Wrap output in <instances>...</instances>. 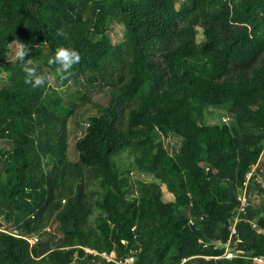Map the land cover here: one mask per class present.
I'll list each match as a JSON object with an SVG mask.
<instances>
[{"label": "trees", "instance_id": "1", "mask_svg": "<svg viewBox=\"0 0 264 264\" xmlns=\"http://www.w3.org/2000/svg\"><path fill=\"white\" fill-rule=\"evenodd\" d=\"M15 40L45 86L8 60ZM58 46L81 57L66 79L48 63ZM49 76L61 87L100 81L110 99L82 122L87 96L75 90L78 106L65 105ZM212 110L217 121L204 123ZM72 116L84 126L74 160ZM0 144V264H116L101 253L132 264L264 260V0H0ZM244 187L230 246L242 254L227 260L215 243L230 240Z\"/></svg>", "mask_w": 264, "mask_h": 264}, {"label": "rangeland", "instance_id": "2", "mask_svg": "<svg viewBox=\"0 0 264 264\" xmlns=\"http://www.w3.org/2000/svg\"><path fill=\"white\" fill-rule=\"evenodd\" d=\"M108 35L111 40L112 44H119L122 41V35H123V30L122 27L117 25V24H111L108 29ZM11 52L8 55V60H14L15 57L13 56V49H14V44L11 45ZM88 76V75H86ZM49 84L53 86L54 88L57 89V91L60 93V96L64 102V104H70L74 103L75 105L78 106L79 101L72 97V94L75 92V90H79L82 92L85 96H87V101L84 102L82 107H80L77 110V114H79L78 119L81 117L82 122L86 121V118L90 115H97L98 114V109L106 106L110 99V90L109 88L101 83L100 81L88 85L87 87H80V86H74V85H68L67 87H61L60 82H56L52 76H49ZM219 111H214L212 110V114L205 111L204 112V117H203V122L207 124H212L217 121L216 117L214 115H217ZM75 116V115H74ZM76 117V116H75ZM75 117H71L66 125V130H67V138H68V158L70 160L75 159V155L73 153V145L75 142V139L77 137H80L84 126L81 128H78L76 121L74 120ZM226 119V118H225ZM225 119L223 121H225ZM165 144H167V148L170 152V148L173 149V145L175 144V141L172 139H167L164 141ZM0 146H2L0 144ZM6 147V146H5ZM133 158L129 156L127 153H123L120 155L118 158H116V163L117 165H123L124 167L128 166L132 162ZM130 176L133 177H138L139 174L136 172H131ZM154 178V177H153ZM152 177H148V181L151 182H156L158 186L159 193L164 201H171L172 196L165 190V183L164 181L160 179H153ZM259 201L258 197H253L250 199V202L252 205H257Z\"/></svg>", "mask_w": 264, "mask_h": 264}, {"label": "clouds", "instance_id": "3", "mask_svg": "<svg viewBox=\"0 0 264 264\" xmlns=\"http://www.w3.org/2000/svg\"><path fill=\"white\" fill-rule=\"evenodd\" d=\"M58 35H63V32L58 30ZM12 43H14L13 56L19 62L25 74V83L33 88L45 86L47 76L38 70L36 61L33 58H29L30 49L27 44L18 40ZM80 59L78 51L74 48L58 46L48 63L49 65H56V74L61 79H66L71 74L73 66L80 62Z\"/></svg>", "mask_w": 264, "mask_h": 264}, {"label": "built area", "instance_id": "4", "mask_svg": "<svg viewBox=\"0 0 264 264\" xmlns=\"http://www.w3.org/2000/svg\"><path fill=\"white\" fill-rule=\"evenodd\" d=\"M254 168L255 167L252 168L251 172L254 170ZM251 172L246 175V178H245L246 181H248L251 175ZM237 201L239 202V205L234 211V213L232 214L231 219L229 220L228 232H229L230 240H228L225 244L215 243L216 247L224 249L222 258L227 259V260L234 259L242 254L241 251L230 249V246L232 244L231 239H233V245L240 243V240L238 239V236H237L236 224L238 223V221H240L241 217L245 214V208L249 205L248 199L245 195V187L241 191V193L237 196ZM188 224L190 226L193 225L192 219L188 220ZM251 227L256 228L255 223L251 222ZM11 232L14 235L18 234L17 231L15 230ZM35 241H36L35 237L28 239L29 244H33ZM87 252L95 254L94 252H90V251H87ZM99 256L105 259L106 262H115L116 264H132L133 262L132 257L126 258L122 261H116L113 253L109 255L105 253H101L99 254ZM217 258H220V257H214L213 259H217ZM251 262L252 264H264V260L261 257H252Z\"/></svg>", "mask_w": 264, "mask_h": 264}]
</instances>
